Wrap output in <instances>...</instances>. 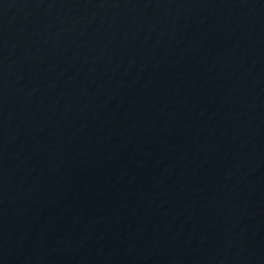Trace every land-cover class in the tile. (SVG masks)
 <instances>
[{"label":"water","instance_id":"obj_1","mask_svg":"<svg viewBox=\"0 0 264 264\" xmlns=\"http://www.w3.org/2000/svg\"><path fill=\"white\" fill-rule=\"evenodd\" d=\"M0 264H264V0H0Z\"/></svg>","mask_w":264,"mask_h":264}]
</instances>
